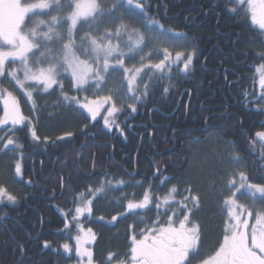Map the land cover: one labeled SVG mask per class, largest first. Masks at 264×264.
<instances>
[{
  "label": "trees",
  "instance_id": "obj_1",
  "mask_svg": "<svg viewBox=\"0 0 264 264\" xmlns=\"http://www.w3.org/2000/svg\"><path fill=\"white\" fill-rule=\"evenodd\" d=\"M145 5L149 17L178 31L186 32L192 45L198 47L194 71L185 76L173 68L172 83L176 86L168 94H163V86L169 81L156 82L159 87L139 104L137 112L126 109L115 115L119 129L115 126L106 128L101 119L91 121L85 119L84 114L77 113L74 117V114L69 115L61 110V107L59 110H52L53 118L41 113L44 133L42 131L41 134L40 130L36 129L39 140H33L26 126L14 127L13 135L19 145H22L18 151L14 150L15 157H18L22 164V172L21 181H16V159H12L8 154L1 156L0 185L9 188L12 195L17 197V202L12 206L0 205V264H69L73 261V231L76 222L72 221V216L76 215L75 208L79 202L61 195L64 192L62 188H69V175L63 169L49 166L45 176L47 181L51 171H54L47 183L53 189V183L61 180L60 191L55 189L56 197H51V191L42 192L39 188V163L45 161L52 164L55 157L64 150L72 146L79 149L88 141L94 143L90 147V164L87 166L88 170L90 165L93 166L92 188L98 187L102 178L115 183L103 198H98L95 206L92 205V212L86 219L88 227L96 236L92 248L94 259L96 264H105L110 252L116 254L111 264L116 263V259H127L133 224L139 216L136 215V209L126 211L128 199L142 200L149 184L152 192L155 186L159 185L162 169L168 159L166 155L165 158L156 160L160 174L154 179L158 171L154 170V151L150 147L149 136L144 133L142 142H139L142 135L138 137L135 134V123L139 119L147 123V114L152 108L178 115L177 119L173 117L171 122H165L170 129L162 131V138L167 137L168 140L173 130L184 126L191 132L183 148L179 149V157L175 159L177 165H180L183 159L188 163L191 160L197 162L206 148L216 151L221 146H229L225 141H232L243 160L248 162L252 181L264 183V180H261L264 171L259 170L256 163L257 154L253 150L254 145L256 146L254 135L264 131V108L261 104L263 99H260L262 90L258 89L256 72V68L264 64V59L259 55L264 52V45L261 43L263 38L258 34L260 31L252 26L250 17H243V14L233 16L221 11L226 6L224 0H145ZM192 5L199 6L203 13L198 10L188 18L187 13L183 12L180 19H170L171 16L175 17L182 12L183 8L188 9L193 7ZM166 10L169 13H166ZM198 14L203 20L191 23L192 18ZM230 83L232 84L229 87ZM245 93L248 95L245 96ZM190 95L189 107H186V99ZM35 99L38 105L46 101L41 95ZM215 112L220 114V131L207 136L200 145L196 140L200 136L192 133V129L200 130L204 128L205 123L213 125ZM2 115L3 108L0 105V116ZM85 125L88 126L86 130ZM81 153H84L83 149L77 152ZM83 161L84 157L80 162ZM170 167L167 169L172 176L170 186H177L178 192L180 189L184 192V183H192L202 186L200 188L205 190V194L207 184L217 183L214 174L204 180V177H196L195 171L189 167L181 171ZM62 173L66 176L63 179L58 177ZM105 173L107 176H104ZM76 179L77 193L84 191V179L79 172ZM120 180L125 183L118 184L117 181ZM29 181L31 187L27 183ZM137 181L142 183L137 186ZM121 197L127 198L120 199ZM120 213L124 214L123 217ZM112 216H117V220L112 221ZM95 217L104 219H94ZM219 218L215 208L207 205L201 224L205 239L209 243L217 238ZM65 219L71 222L67 230ZM45 241L51 246L45 248ZM65 243L72 247L71 252H65L61 247Z\"/></svg>",
  "mask_w": 264,
  "mask_h": 264
},
{
  "label": "snow or ice",
  "instance_id": "obj_2",
  "mask_svg": "<svg viewBox=\"0 0 264 264\" xmlns=\"http://www.w3.org/2000/svg\"><path fill=\"white\" fill-rule=\"evenodd\" d=\"M224 3L226 6L221 11L233 16H250L251 24L260 30L258 34L264 36V0H224ZM124 14L143 17L140 27H130L121 18ZM38 15L48 18L34 19ZM105 21L108 24L101 32L100 25ZM29 23L31 27L28 26ZM85 25L87 29L84 34L78 35ZM189 39L186 32L149 17L145 0H112L111 6L107 8L102 0H0V103L3 105L0 125L11 123L14 128L16 125L31 124L30 118L22 114L21 101L14 91L2 86L3 80L7 79L14 89H19L23 97H26L24 103L31 104L33 109L36 108L34 93H38L41 86L46 93L50 89L54 91V85L59 87L61 96L64 101L69 102V106L78 105L79 109L88 113L85 119L90 117L91 121H97L101 109L110 105L104 115V125L119 129V124L112 117L125 110L124 101H128L127 108L135 113L138 110L137 104L146 100L159 87L156 82L169 81L163 86V94H168L176 86L172 83L174 67L185 76L194 71V59L199 51L197 46L192 45L191 50L175 51L174 56L172 51L185 48ZM261 43L264 45V41ZM161 52L162 58L158 62H152L153 57L160 56ZM259 55L264 59V52ZM137 56L139 66L133 64L128 67L127 63L135 61ZM9 63L16 64L17 67L9 69ZM180 64L183 65L182 68H179ZM256 72L262 90L260 99H264V64L258 66ZM69 73L77 92H87L93 87L99 90L109 76L121 73L123 80L127 81V92H113L110 89L108 95L98 96L96 99L85 96L81 100L78 96H70L64 92L62 79ZM144 77L147 80L141 90L137 84ZM118 103L120 107L117 106ZM84 127L86 130L88 126ZM30 130L33 140H39L35 128ZM256 137L264 142V131L257 132ZM13 143L16 142L9 138L5 148ZM225 144L229 145V154L225 156L221 153L218 162L222 169L221 180L225 182L219 188L213 187L215 194L222 197V210L226 209L227 214L223 219L222 239L217 241L214 249H209L211 254L201 252V227L191 219L195 211L199 210L201 198L189 185L183 193H179L182 198L177 209L183 213L181 219H174V212L167 217V221H161L160 214L157 213L152 227L141 229L138 236L133 229L127 264H193V259L201 256L204 258L198 259V264H264V206H256L257 203L264 205V183H252L246 172L237 171V166L242 164V157L235 149L234 142L225 141ZM17 147L22 148V145L17 143ZM261 147L264 148V143ZM261 159H264V151L261 152ZM21 172V164L17 161L15 173L19 176ZM168 182L170 178L165 176L160 181V186ZM117 183L124 184L125 181ZM141 183L142 181H137L136 185ZM111 184V180L102 178L98 187H89L87 196L84 192L73 196L74 200L82 201L75 208L76 215L72 216V221L79 228V233L75 236L77 264H85V258L86 264H96L93 251L84 247L85 243L95 240V234L90 228L85 231L79 224L78 217L84 212L91 213L94 199L106 195L111 190ZM173 193H178L175 185L163 197L156 196L157 209L174 199ZM242 196L247 197L251 204L240 203ZM5 198L12 204L17 202V197L0 185V202ZM153 198L149 184L142 200L128 199L126 211L145 209ZM119 215L123 217L124 214ZM99 219L103 220L104 217ZM111 219L116 221L117 216H112ZM70 223L65 219L66 230ZM50 246L45 241L44 247ZM61 247L65 252L72 251L68 243ZM115 255L108 253L105 264H111ZM120 264L126 262L120 261Z\"/></svg>",
  "mask_w": 264,
  "mask_h": 264
},
{
  "label": "rangeland",
  "instance_id": "obj_3",
  "mask_svg": "<svg viewBox=\"0 0 264 264\" xmlns=\"http://www.w3.org/2000/svg\"><path fill=\"white\" fill-rule=\"evenodd\" d=\"M29 2H37V0H29ZM102 3L104 4L105 8H107V7L111 6L112 0H102ZM37 11H39V10H37ZM53 14H55V13H53ZM118 15H120L119 12H118ZM47 18L48 17H46V16L38 15L34 19L39 20V19H47ZM121 18L124 20V22L128 23L130 25V27L134 26V27H137V28L140 27V24L143 21V17H130L128 14H124ZM250 23H251V20H250ZM107 24H108V22L105 21L104 23H102L100 25V31L101 32L104 30V28H105V26ZM28 26L31 27V23H29ZM252 26L258 29L257 26H254V25H252ZM86 29H87V25L84 26L83 30H81V32H79L78 35H83L84 34V30H86ZM262 38H263V41H264V36H262ZM125 39H126V36H125ZM163 46L164 45H160V47H163ZM147 50L148 49H145V51H147ZM182 50H191V48L189 47V43L186 45L185 48H176V49L172 50L173 51V56L175 55V51H182ZM160 58H162V52H161L160 56H154L152 62H158V60ZM138 60H139V57L137 56L136 60L128 62L127 66L128 67H132L133 64H135L136 66H139ZM8 67H9V69H11V68L17 67V65L9 63ZM182 67H183V65L180 64L179 68H182ZM174 69L179 72V70L177 68L174 67ZM121 73H122V70H121ZM121 73H113L111 76H109L107 81H106V83H105V85L101 89L97 90V89H95L93 87V88H90L87 92H83V91L77 92L76 91V89L73 86V81L71 80V75L69 73V74H66V78L62 79V83L64 85V92H66L70 96H78L81 100H83V98L85 96H88L90 99H96L98 96L102 97V96L108 95L110 89L113 92L119 91V92H122V93H126L127 92V81L123 80V76L121 75ZM146 80H147V77H144L143 81H139L138 82L137 87L139 89L143 90V84H144V82ZM122 81H123V83H122ZM257 81H258V89L261 90V87L259 85V75H258V73H257ZM2 86L3 87H7L10 91H14V94L21 101L22 114L24 116H26V117H29L30 120H31V124H27L26 123L24 125H16L15 127H24V126H26L28 128V130L30 131V133H31L30 129L33 128V127L35 128V131L38 128L40 130L39 132L41 134H42V131L44 133V130L42 129L43 125H44L42 122L44 120L41 117V113H46V114H48L50 116V118H53L54 115H52L51 112H52V110H55V108H57V110H59V108L61 107V110H63L65 113H69V115L74 114V117H75V115H77V113L84 114V115L88 116V113H86L83 109H79L78 105L73 104V105L69 106V102L64 101L63 97L60 94V89L56 85L53 86V88L55 89L54 91L50 89L46 93V92H44L42 90V86H41V90L38 93H34V99L38 95H41V96L44 97V99H46V101L44 100V102L41 105H38V103L36 102V99H35V102H36V108L35 109H33L31 104L24 103V101L26 100V97H23V94H22V92L19 89H14L13 86L9 84L7 79L3 80V85ZM142 102H144V101H142ZM127 103H128V101H124V103H123V107H124L125 110L128 109L127 108ZM140 103L137 104V107L139 106ZM261 104H262V106L264 108V99L261 101ZM0 105L3 108L2 103H0ZM109 106L110 105H105V107L101 109V115L97 117V120L101 119L102 124H103L104 127H105V125H104V115L106 114L107 107H109ZM117 106L120 107L121 105L118 103ZM129 110H131V109H129ZM117 114H119V113H117ZM88 119H90V117ZM112 119L116 120L115 116L112 117ZM13 132H14V129H13V125H11V123H9L7 125H0V138H3L2 140H0V149H3L2 151H0V159L2 158L1 157L2 155H7V154L12 156V159H16V161L14 163V171H15V165H16L17 161L20 162V160L18 159V157L17 158L15 157V151L14 150L18 151L19 147H17L18 141H17L15 135H13ZM9 138L13 139L16 143H13L12 145H8L5 148L6 142H7V140ZM199 144L202 145V142H200ZM228 149H229V146H227V147L221 146L216 151H213L212 149L206 148L201 153L200 158L197 159V162H193L191 160L189 162V164L187 163L186 167L184 166L185 169H184V167H180V168L177 169L178 171H181V170H186V168L189 167V169H193L195 171L196 177H204V180H207L205 178L208 177V176H211L212 174H214L215 177H216L217 183L214 184V185H208L207 184L206 193L205 194L203 193L205 190H203V188H200L202 186H195L192 183L191 184L184 183L186 187L191 185V187L195 190V192L200 194V198H201L199 210L195 211V215L191 217V219L193 221H196V222L200 221V223H202L203 216L205 214V211L207 210V205H209L210 207H214L215 208V212L217 214H219L220 219H221L222 222H223V219L225 218V216L227 214V210L226 209L222 210V205L220 203L222 197H219V196H217L215 194L213 186H215V188H219L221 186V184L225 182V181L221 180L222 169L219 166L218 162H219V160L221 158L220 157L221 153H223L225 156H227L229 154ZM253 150H254V152H256V153H258L260 155H261V152L263 151L262 147L260 145H258V144H256V146L254 145ZM198 160H200V162H198ZM20 164H21V162H20ZM21 167H22V164H21ZM237 171L246 172V174L248 175V177L250 179V182L254 183L252 181V179H251L252 177H251L250 172L248 171V169H245L243 163L240 166H237ZM159 172L160 171H158L157 173H159ZM15 176H16L15 177L16 181H21V175L17 176L16 173H15ZM113 186H115V183L111 184L110 187H113ZM6 189L8 190V193L12 195L11 190L9 188H6ZM179 193H183V191H181V189H180V192L173 193L172 195L175 198L172 199V200H169L168 204L162 205L159 208L161 211H164L163 207L166 206L165 208L168 211V216L169 215H173V213L176 212V215L174 216V219H177V221L179 219H181L182 215H183V213L180 212L177 209V204L182 198ZM155 197L149 203V205H147L149 209L151 207L154 208V206L156 207L157 201H156ZM101 198H103V196ZM97 200L98 199H94V203H93L94 206H95ZM137 201H139V200H137ZM78 202H79L78 205L82 204V201L78 200ZM105 202H107V201H105ZM239 202L242 203V204H246V205H250L251 204V201L247 197H243V196L240 197ZM3 204H7V205H11V206L14 205V204L8 202L6 198L3 200V202H0V205H3ZM256 206L259 208V207L264 206V205H261L260 203H257ZM136 210H138V209H136ZM142 210L145 211L147 209L145 208V209H142ZM122 211H123V209H122ZM90 214L91 213L84 212L83 214L79 215V217H78L79 224L84 228L85 231H87V229H89L88 228V224H87V220L85 219L84 222L81 221V220L83 218H85L86 216H89ZM94 219H99V218L95 217ZM210 220H212V217H211ZM250 222H254V221H250ZM85 224L87 225V228L84 227ZM222 228H223V226H222ZM222 228H221V230H222ZM92 232H93V230H92ZM78 233H79V230L76 233V235ZM74 240H75V238H74ZM95 240H96V238H95ZM95 240H92L90 243H85L84 247L90 248L92 250ZM75 244H76V240H75ZM74 253H75V251H74ZM77 259L78 258L75 255L74 260L70 264H77ZM124 259H126V258H124ZM129 259H130V256L127 257V259L125 260L126 264H127V261ZM115 262H116V264H120V261H118L117 259L115 260ZM85 264H86V258H85Z\"/></svg>",
  "mask_w": 264,
  "mask_h": 264
},
{
  "label": "flooded vegetation",
  "instance_id": "obj_4",
  "mask_svg": "<svg viewBox=\"0 0 264 264\" xmlns=\"http://www.w3.org/2000/svg\"><path fill=\"white\" fill-rule=\"evenodd\" d=\"M192 6L193 7L188 8V9L183 8L185 10L182 9V12L178 13L177 16H175V17H172L170 14V16H171V17L169 16L170 19L171 20L180 19L181 14L183 12L187 13L188 18H190L191 15H194V13H196V11H198V10L200 12L202 11L199 6L198 7H195L194 5H192ZM166 13H169V11L166 10ZM202 13H203V11H202ZM200 20H203V19L201 18V15L198 14V15H196V17L192 18L191 23H195L197 21L199 22ZM185 21L187 22V19H185ZM197 25H200V24H197ZM190 40L191 39H189L188 43H189V47L191 48L192 43ZM224 77H225V79H227L226 76H224ZM225 83L227 84L226 80H225ZM231 84L232 83L229 84V87ZM190 98H191V95L186 99V104H185L186 107H189ZM141 114H143V113H141ZM147 115H148L147 123L141 122L140 119L137 123H135V125H136L135 134L138 137H139V135H142L139 137V142H142L146 133L149 136L150 147L154 151V153H153L154 154L153 161L155 160L153 162L154 170H156L158 168L157 167L158 164H156V160L158 158H160V157L165 158V156L167 155V158L169 159V160L167 159L166 164L164 163L165 166L162 169L163 174L161 173L162 175H161V178L159 179V185L155 186V189L152 191L153 197H155V196L163 197L168 192V190L171 188L170 183L172 182V176H171L170 172L167 171L168 166H171L170 169L172 167H174L176 169V171H178L177 169L180 167H184V166L186 167L187 166L188 161L186 159H183L182 163L180 165H177V162L175 161V159H176V157H179L178 153L181 151L179 149L183 148V144L189 138V136H190L189 134H191V132H189L187 130V127L184 126V128L173 130V132L169 136V139L167 140L166 139L167 137L162 138V136H161L162 131L164 129H170L169 125L165 122H167V121L171 122L172 118L173 117L176 118V116H178V115H175L174 113H169V114L163 113L156 108H152V110H150ZM219 117H220V114L218 112H215V113H213V120H214L213 125H208L207 123H205L204 128H202L200 130L199 129H192L193 130L192 133L200 136L199 138L196 139L197 143L204 141L207 136H209L211 134H216L220 131V125L218 123ZM185 119H187V117H185ZM207 119H209V117ZM162 121H164V123H161ZM201 134H202V136H201ZM92 144L94 145V143L92 141L84 142L79 147V149L72 146L69 149L64 150L58 156H56L55 159L53 160L52 164L46 163L45 161H41L39 163V166H40V183H41L39 188L42 190V192L51 191L52 192L51 197L55 198L56 197L55 189L57 188L58 191H60L59 187L61 186V180H58V182L53 183L54 189H53V187H51L50 185L47 184L48 181L50 180V178L52 177L54 171H51V176L48 178L47 181L45 180V176L47 174L48 167L51 166L52 168L63 169L69 175L68 176L69 177V181H68L69 188L67 190L62 188L61 190L64 192L61 195H65V196H68L69 199H73L74 195L81 193V192L77 193V189H76V183H77L76 178H77V175L79 172L80 175L82 176V178L84 179V184H85V190L82 192H84L87 196V190L89 189V187L92 188V180H93L92 179L93 166L90 165L89 170L87 169L88 168L87 166L90 164L89 160H90V154H91V150H92L90 147L92 146ZM96 144H98V143H96ZM82 149L84 150V153L77 154V152L81 151ZM262 149L264 151V148H262ZM256 154L258 155V156L256 155V163H257L259 170H260L261 165L264 163V159H261L260 154H258V153H256ZM82 157H84L83 163L80 162ZM242 163H243L245 169H248V162L243 160V158H242ZM185 167H184V169H185ZM260 171H262V170H260ZM159 174L160 173H157L154 176V179H157ZM165 176L170 178V182L165 183L161 187L160 181ZM58 177H60V178L62 177V179H63V177H66V176L62 173V174L58 175ZM51 185H52V183H51ZM52 189H53V191H52ZM60 196H58V198ZM165 207H163L164 211L157 209L155 206H154V208L151 207L150 209L147 206L146 207L147 210H145V211H143L142 209H138L136 211V215H139V216L135 219V223L133 224V229H135V234H137V236H138L141 229H144L145 227H152L153 221H155L157 219V213L160 214V220L161 221H167L168 211L166 210ZM165 213H167V214L165 215ZM198 223L200 224L201 233H202L201 252L211 254L209 249H214V247L217 246V241L219 239H222L221 228L223 226V222L219 218V221H218L219 226L216 229L217 233H218L217 238L210 243L208 241H206V239H205V234L203 232L202 224L200 223V221H198ZM84 227L87 228V225L85 224ZM78 230L79 229H78L77 225H75V229L73 231V232H75V235L78 232ZM133 234H134V232H132L131 236ZM75 235H74V237H75ZM73 244H74L73 251H75V240H74ZM130 247H131V238H130ZM129 256H130V249H129V253H128V257ZM74 258H75V253L73 254V260H74ZM203 258L204 257L201 256L197 259H193V264H198V259H203ZM121 261H125V259H122Z\"/></svg>",
  "mask_w": 264,
  "mask_h": 264
},
{
  "label": "water",
  "instance_id": "obj_5",
  "mask_svg": "<svg viewBox=\"0 0 264 264\" xmlns=\"http://www.w3.org/2000/svg\"><path fill=\"white\" fill-rule=\"evenodd\" d=\"M253 140L255 143L259 144L260 146L262 143H264L258 140V138L256 137V134L254 135ZM260 169L264 170V164L261 165ZM29 186L31 187V184H29Z\"/></svg>",
  "mask_w": 264,
  "mask_h": 264
}]
</instances>
